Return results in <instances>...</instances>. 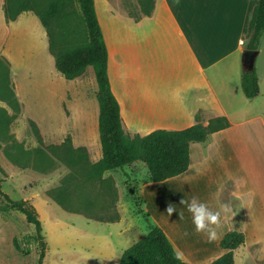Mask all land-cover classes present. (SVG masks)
Instances as JSON below:
<instances>
[{
    "label": "crops",
    "instance_id": "obj_1",
    "mask_svg": "<svg viewBox=\"0 0 264 264\" xmlns=\"http://www.w3.org/2000/svg\"><path fill=\"white\" fill-rule=\"evenodd\" d=\"M94 1L108 47L112 90L131 134L183 130L197 123L199 112L207 114L205 124L220 116L230 122L207 142L191 144L190 167L185 173L144 184V193L153 191L152 197H145L156 226L164 229L189 264H211L223 256L228 250L220 246L221 241L232 231L245 235V244L234 250L236 264H264V34L255 62L260 93L249 99L242 89L243 51L257 0H155L152 14L141 18L127 13L117 0ZM5 2L0 0V55L10 63L23 108L19 76L24 80L36 78L43 70L60 72L40 18L30 11L8 22ZM34 81L42 86V80ZM77 135L79 140H75ZM66 136L74 140V148H85L90 157L95 155L90 143L95 139L98 156L94 162L103 158L96 135L82 141L75 129ZM139 163L104 177L119 172L127 176ZM161 188L168 194L154 193ZM45 197L48 203H57ZM193 197L213 211L222 204L230 207L228 214H222V227L212 242L195 231L187 204L180 203ZM170 204L175 208L171 216L166 211ZM177 211L184 226L180 232L169 223L173 224ZM162 214L169 218H161ZM185 222H190L189 227ZM124 227L120 224V234L125 235Z\"/></svg>",
    "mask_w": 264,
    "mask_h": 264
},
{
    "label": "rangeland",
    "instance_id": "obj_2",
    "mask_svg": "<svg viewBox=\"0 0 264 264\" xmlns=\"http://www.w3.org/2000/svg\"><path fill=\"white\" fill-rule=\"evenodd\" d=\"M25 1L14 0V4L19 6ZM52 1L35 0L41 7ZM117 1L134 15L152 10V0ZM77 11V15L67 20L51 23L52 40L60 51L85 41L86 30L78 3ZM23 79L19 76L23 108L20 104L18 113L0 100L7 105H0L1 190L14 201L27 200L35 206L47 243L44 264H120L123 252L145 237L155 224L146 201L153 191H143L144 184L150 182L148 167L140 162L127 176L113 173L103 183L87 178L88 163H95L98 156L94 135L100 144L99 86L93 67H88L74 81L56 73V69ZM36 79L42 80V86L35 83ZM13 114L15 118L9 122ZM206 119L204 113L205 126L209 124H205ZM75 129L82 141L94 139L90 143L95 147V155L90 157L88 152L70 149L66 135ZM70 159L77 161L72 165L68 163ZM63 190L68 191L66 206L58 205L56 200L57 203H48L45 196L54 199ZM154 193L168 194L165 188L155 189ZM175 215L173 224L172 220L169 223L174 231L180 232L184 226L178 211ZM160 217L169 218L168 214ZM118 223L125 226V235L119 233ZM189 224L185 222L188 227ZM40 253L36 227L0 196V264H39Z\"/></svg>",
    "mask_w": 264,
    "mask_h": 264
},
{
    "label": "trees",
    "instance_id": "obj_3",
    "mask_svg": "<svg viewBox=\"0 0 264 264\" xmlns=\"http://www.w3.org/2000/svg\"><path fill=\"white\" fill-rule=\"evenodd\" d=\"M77 3L80 15L84 21L86 38L83 43L76 44L70 49H56L52 40L51 23L67 20L71 15H77ZM155 0H152V10L144 15H151ZM4 11L8 22L16 20L25 12L35 13L43 23L50 36V50L56 58L59 72L68 80L80 77L88 67H93L99 91L97 94L100 105L99 129L103 150V158L96 163H88L87 178L104 182L107 172L122 170L134 162H143L149 169V181L159 183L185 173L190 167V146L194 142L205 143L211 136L230 126L227 117H212L207 126L202 121L204 112L197 115V123L183 130H156L148 135L131 134L121 115L120 103L112 90L109 76V52L104 39L94 0H53L47 7H41L35 0H26L16 6L14 0H6ZM130 15L141 18L143 15ZM264 34V0H257L250 24L247 48L259 50L261 38ZM0 79L3 93L0 100L6 101L18 113L20 102L12 83L11 66L9 61L0 55ZM242 89L247 98L253 99L260 93V83L255 66L248 68L244 64L242 73ZM7 116L8 113L3 110ZM15 114L9 116V122ZM2 119V118H1ZM3 121V119L1 120ZM2 123V122H0ZM68 145L75 152L87 153L85 148H74L71 137ZM1 149V145H0ZM88 155V153H87ZM82 161L84 159H81ZM77 159H70L68 163L75 164ZM85 167V166H84ZM68 191L63 190L54 200L62 206L67 205ZM3 196L17 210L23 213L28 222L36 227L40 240L39 264H44L47 253V243L42 234L43 227L39 213L35 206L27 200L14 201L1 190ZM66 208V207H65ZM142 212L141 209H139ZM245 244V235L238 231L228 233L220 246L228 250L223 256L211 264H236L234 250ZM175 247L160 226H151L148 234L126 249L120 264H182L174 259ZM184 264H189L184 262Z\"/></svg>",
    "mask_w": 264,
    "mask_h": 264
},
{
    "label": "clouds",
    "instance_id": "obj_4",
    "mask_svg": "<svg viewBox=\"0 0 264 264\" xmlns=\"http://www.w3.org/2000/svg\"><path fill=\"white\" fill-rule=\"evenodd\" d=\"M180 203L187 204L188 212L192 214V223L197 233L206 234L209 242L218 238V230L222 227V214L226 215L230 212L228 204H222L219 210L213 211L206 203L200 202L195 197L190 202L181 200ZM166 211L171 216L175 212V208L170 204ZM184 235L187 236L188 233L185 232ZM173 257L181 261L182 264L186 262L182 251L174 250Z\"/></svg>",
    "mask_w": 264,
    "mask_h": 264
},
{
    "label": "water",
    "instance_id": "obj_5",
    "mask_svg": "<svg viewBox=\"0 0 264 264\" xmlns=\"http://www.w3.org/2000/svg\"><path fill=\"white\" fill-rule=\"evenodd\" d=\"M258 54H259L258 50H252V49L246 48L243 51L244 64L248 68H253L255 66V62H256V58H257Z\"/></svg>",
    "mask_w": 264,
    "mask_h": 264
}]
</instances>
